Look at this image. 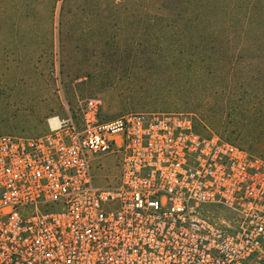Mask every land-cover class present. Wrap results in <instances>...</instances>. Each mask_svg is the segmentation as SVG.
<instances>
[{
  "label": "built area",
  "instance_id": "obj_1",
  "mask_svg": "<svg viewBox=\"0 0 264 264\" xmlns=\"http://www.w3.org/2000/svg\"><path fill=\"white\" fill-rule=\"evenodd\" d=\"M100 106L0 135V264H264V155L187 113Z\"/></svg>",
  "mask_w": 264,
  "mask_h": 264
},
{
  "label": "rangeland",
  "instance_id": "obj_2",
  "mask_svg": "<svg viewBox=\"0 0 264 264\" xmlns=\"http://www.w3.org/2000/svg\"><path fill=\"white\" fill-rule=\"evenodd\" d=\"M25 2L15 0L13 9L25 10ZM74 2V7L83 10L76 17L73 0L57 2L51 46L44 37L39 38L43 34L38 30L46 22L42 15L32 19L39 32L35 49H13L3 35L13 27L14 19L9 18L4 24L0 21V135H38L46 130L47 119L55 116L76 122L84 101L99 98L102 120L131 112L187 113L200 132L216 134L255 155H264V144L245 135L232 121L254 109V92L264 86L248 77L254 68L202 65L197 61L200 77L192 72L186 76L187 82L166 80L155 72L162 59L182 57L185 50L135 49L134 43L120 49H104L91 38L94 23L101 24L103 17L114 33L124 30V35L128 32L134 37L138 0ZM79 29L83 39L77 43L73 38ZM216 75L230 79L220 84L215 81ZM97 163L102 165L101 170ZM116 171L111 155L94 160L97 184Z\"/></svg>",
  "mask_w": 264,
  "mask_h": 264
},
{
  "label": "trees",
  "instance_id": "obj_3",
  "mask_svg": "<svg viewBox=\"0 0 264 264\" xmlns=\"http://www.w3.org/2000/svg\"><path fill=\"white\" fill-rule=\"evenodd\" d=\"M23 1H26V9L17 11L13 9L15 0H0V21L4 24L5 20L14 19L9 36L8 32L3 35L5 40L13 49H35L40 31L44 36L39 38L44 37L51 46L59 0ZM74 5L73 0V17H76L83 10ZM137 8L134 37L128 32L124 35V30L114 33L106 23L107 18L103 17L98 20L101 24L93 25V42L104 49H120L134 43L135 49L185 50L182 57L171 55V61L162 59L161 66L156 69L157 76L162 75L169 81L187 82L186 76L192 72L200 75L198 61L202 65H248L255 69L248 77L255 84L264 85V0H138ZM63 9V6L59 8V15ZM41 15L46 22L37 31L32 19ZM82 35V30H77L73 41L81 42ZM214 77L217 83L230 79L220 75ZM261 88L254 92V109L232 121L237 122L245 135L264 144V86Z\"/></svg>",
  "mask_w": 264,
  "mask_h": 264
},
{
  "label": "bare ground",
  "instance_id": "obj_4",
  "mask_svg": "<svg viewBox=\"0 0 264 264\" xmlns=\"http://www.w3.org/2000/svg\"><path fill=\"white\" fill-rule=\"evenodd\" d=\"M50 122H51L52 125H54L56 123V119L54 118Z\"/></svg>",
  "mask_w": 264,
  "mask_h": 264
}]
</instances>
